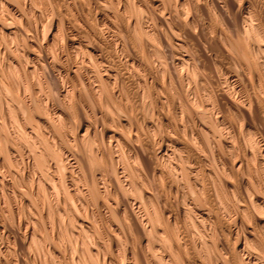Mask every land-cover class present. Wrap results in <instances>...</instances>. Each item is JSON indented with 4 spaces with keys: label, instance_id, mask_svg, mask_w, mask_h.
I'll return each mask as SVG.
<instances>
[{
    "label": "bare ground",
    "instance_id": "bare-ground-1",
    "mask_svg": "<svg viewBox=\"0 0 264 264\" xmlns=\"http://www.w3.org/2000/svg\"><path fill=\"white\" fill-rule=\"evenodd\" d=\"M115 1L0 0V264H264V0Z\"/></svg>",
    "mask_w": 264,
    "mask_h": 264
},
{
    "label": "rangeland",
    "instance_id": "rangeland-1",
    "mask_svg": "<svg viewBox=\"0 0 264 264\" xmlns=\"http://www.w3.org/2000/svg\"><path fill=\"white\" fill-rule=\"evenodd\" d=\"M113 1H115V0H113ZM106 2H107V3H106L107 5H109V4H110V5H109L110 7L108 8V9H109V11H110V9H112V8L114 7V5H116V3L114 4V3H109L108 1H106ZM115 2H116V1H115ZM108 3H109V4H108ZM106 4H105V5H106ZM112 4H113V5H112ZM107 5H106V6H107ZM112 10H113V9H112ZM110 12H112V11H110ZM111 14H112V13H111ZM69 16H70V15H68V17H69ZM101 27H102V26H101ZM196 42H198V40H196ZM0 60H1V57H0ZM49 81H50V80H49ZM52 85L54 86V84H53V83H52ZM168 102H169V103H166V104L164 105V110H166V109H167V108H165V106H166V105L168 106V104H169V106H168V107H170V105L172 104V103H170V102H171L170 100H168ZM56 106H57L56 108H58V107H59V106H58V104H57ZM167 106H166V107H167ZM171 108H172V105H171V107H170V108H168V109H170V110H168V113H169V115H171V113H172V112H171ZM172 110H173V108H172ZM166 111H167V110H166ZM170 112H171V113H170ZM71 123H73V121H72ZM74 123H75V121H74ZM74 123H73L72 125H74V126H75V124H74ZM74 126H73V127H74ZM16 225L18 226V224H17V223H16ZM22 225H23V226H22ZM19 226H21V228H20V227H17V228H19V229H18V232H21V233L23 234V233H24V231H25V226H24V224H21V225H19ZM22 229H23V230H22ZM22 231H23V232H22Z\"/></svg>",
    "mask_w": 264,
    "mask_h": 264
}]
</instances>
